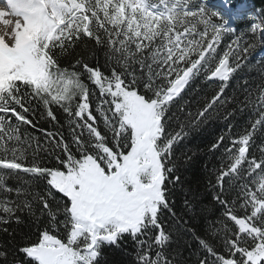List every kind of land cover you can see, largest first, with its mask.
<instances>
[{
	"label": "snow or ice",
	"instance_id": "6c2138e0",
	"mask_svg": "<svg viewBox=\"0 0 264 264\" xmlns=\"http://www.w3.org/2000/svg\"><path fill=\"white\" fill-rule=\"evenodd\" d=\"M117 253L264 264V7L0 0V264Z\"/></svg>",
	"mask_w": 264,
	"mask_h": 264
},
{
	"label": "trees",
	"instance_id": "16d2710c",
	"mask_svg": "<svg viewBox=\"0 0 264 264\" xmlns=\"http://www.w3.org/2000/svg\"><path fill=\"white\" fill-rule=\"evenodd\" d=\"M215 1V0H210V2ZM217 1V0H216ZM249 3L251 6L259 8V7H264V0H249ZM41 123L45 126L48 127L47 123L44 121H41ZM199 143V141L194 142ZM199 173L194 169L192 173H190V179L195 181ZM185 255H187V252H185ZM120 259L119 254H109V262L110 264H114L115 261H118Z\"/></svg>",
	"mask_w": 264,
	"mask_h": 264
}]
</instances>
